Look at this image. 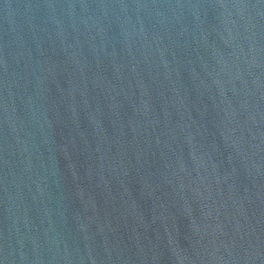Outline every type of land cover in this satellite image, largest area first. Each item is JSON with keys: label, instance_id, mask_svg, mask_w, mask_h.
<instances>
[{"label": "water", "instance_id": "water-1", "mask_svg": "<svg viewBox=\"0 0 264 264\" xmlns=\"http://www.w3.org/2000/svg\"><path fill=\"white\" fill-rule=\"evenodd\" d=\"M0 264H264V0H0Z\"/></svg>", "mask_w": 264, "mask_h": 264}]
</instances>
